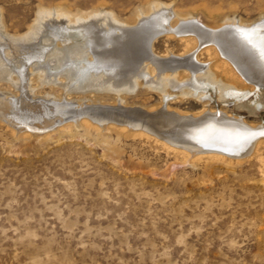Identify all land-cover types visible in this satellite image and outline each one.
Returning a JSON list of instances; mask_svg holds the SVG:
<instances>
[{
  "label": "rangeland",
  "instance_id": "374dc122",
  "mask_svg": "<svg viewBox=\"0 0 264 264\" xmlns=\"http://www.w3.org/2000/svg\"><path fill=\"white\" fill-rule=\"evenodd\" d=\"M154 3L161 8L154 10ZM57 8L71 14L97 11L100 18L112 13L132 23L142 10L138 22L167 16L169 27L181 20L175 14L205 29L229 22L255 28L264 20V0H0L6 59L0 105L15 109L9 119L0 112V264H264V142L244 159H221L195 146L175 149L143 130L130 133L117 124L98 128L86 119L74 127L65 119L85 109L149 125L144 113L168 108L193 116L224 112L264 127V86L245 82L230 63L222 67L199 42L186 46L182 36L170 34L153 42L152 56L182 54L204 65L195 72L188 66L162 72L175 76L173 87L158 83V69L142 70L131 89L91 82L87 75L98 70L93 57L67 55L83 47L79 36L61 45L41 35L15 41L10 55V37L25 35L40 10ZM58 45L69 46L61 51L66 61L73 59L63 62L69 74L52 63ZM80 63L85 77L76 81ZM205 71L222 82L236 76L237 91L248 93L220 98ZM40 72L43 82L36 77Z\"/></svg>",
  "mask_w": 264,
  "mask_h": 264
},
{
  "label": "bare ground",
  "instance_id": "6f19581e",
  "mask_svg": "<svg viewBox=\"0 0 264 264\" xmlns=\"http://www.w3.org/2000/svg\"><path fill=\"white\" fill-rule=\"evenodd\" d=\"M151 6L154 10H157L158 7H160V5L157 3L150 5V7ZM144 14L145 13H143L142 10L137 12L134 22L132 23L128 21H120L112 13H104L103 17L100 18L99 12L97 11L90 14H71L61 8H57L54 11L40 10L37 14L34 24L25 35L10 37L8 51H10V55H14L15 41H29L34 39L37 35H41L43 38L53 37V40H56L60 45L71 36H79L84 38L83 47H77L75 49L69 50L67 55L70 58L74 56L83 58L85 55L93 57V65L98 66V70L91 71L90 75H87V77L90 76L92 79L91 81L88 78L89 81L96 82V84L100 86L107 85V87L111 89L119 87H121V89L122 87L131 89L137 85L136 80L140 75L139 73H141L144 69L149 70L151 73H154L155 69H158L160 74H162L157 78L158 83H170L175 81V76L172 74L168 75L162 73L167 72L169 68L178 70L179 68L188 66L192 72L199 71L203 68L202 66L204 65H198L193 61L192 56L184 58L181 54L177 57H169L168 55L154 57L150 54V46H152L153 42L161 34H170V36H182V40H184L186 46L196 45V43L199 42L201 46L206 47V52L210 53V56L214 55V57L220 61L222 67H228L230 64H232L231 69L237 70V75H240V77L245 82L252 84L254 88H260L261 86H264V20H262L263 22L260 26L255 28L254 26H238L236 22L230 23L228 21V24L213 27L211 25L207 26L208 29H205L199 24L192 22L190 18H187L188 16H177L176 14L174 17L181 19L180 21L178 20L179 22L177 23L176 27H169L166 24L168 21L167 16L161 17L153 15L146 20L142 17L141 21L138 22L139 18ZM167 15L171 16L170 13H167ZM63 19L66 20L64 21ZM1 30L0 23V33ZM68 47L65 48L68 50ZM41 49L46 50V52H51V49L49 48L41 47ZM64 49L58 45L50 55L53 57V54L56 53V59L54 57L56 61L52 63L57 64V68L64 69V71L68 73L70 72V69H68L66 64L63 63L65 56L63 53H61V51ZM82 49H86V51L82 53ZM3 52L4 46H0V68H3L5 66L3 62H6L4 56L1 55ZM40 55L42 56V54ZM69 59L68 61H73V59ZM44 60L45 59H43V61ZM47 60L49 59H46L45 61L50 63ZM45 61L44 63L46 64ZM144 63L146 64L142 66ZM76 64L77 63L75 62V65ZM40 65L34 67L40 68ZM80 65L81 63L77 66L80 67ZM81 67L80 69H82ZM83 67H85V65ZM85 72L86 69L84 68L80 70L76 81L85 77ZM120 73L123 75H120ZM211 73L209 71H205L204 77H206L208 82L210 81V85L214 84L217 86L219 89L218 92L220 98H225L223 96H226L227 93H232V95L236 96L237 98L241 95L245 96L248 93L246 90L242 93L237 91L236 84L239 82L236 80V76H229L231 78L230 82H222L221 80H218L219 78L216 79L214 74ZM44 74L40 72L36 75L38 81L43 82L45 80V77L43 76ZM99 75H105V78L97 79V76ZM74 77H76V75ZM160 77L162 79H160ZM157 81H154V84L158 86ZM133 83L136 85L132 86L134 85ZM173 85L170 87H173ZM254 88L253 90H255ZM164 97H166V95ZM201 97L204 96L201 95ZM12 110L15 109H13L10 104L2 103V105H0V112L2 115L6 116L8 112H11ZM85 111L86 113H84ZM129 112L140 115V112L134 111L132 109H130ZM214 112L203 111L198 116H193L175 113L170 111L168 108H161L154 113H144L146 115L143 116H145L144 118L149 121V125H138L129 121L119 120L118 118L113 117V114L102 111L93 110L91 113H89V111L85 109L77 111L73 118L65 117V119L67 118L66 121L73 124L74 127H80L82 121L86 119L93 122V124H97L98 128H100V126H104L105 124H108L105 126L117 124L121 126L119 127L121 130L130 133L137 131L140 132V130H143L144 132L154 136L157 140L169 144L170 146L172 145L175 149H192L195 146L196 148H200L201 151L206 150V152H202V154L205 153L221 159L225 158L226 156L229 157V159H244L250 155L253 150L257 151L258 146L264 142L263 126H248L247 123H244L240 118H229L227 117L228 115L225 116L223 114L224 112ZM6 117L9 119V114ZM64 123L66 122H63V124ZM9 126H12V124ZM32 135L34 136V134Z\"/></svg>",
  "mask_w": 264,
  "mask_h": 264
}]
</instances>
